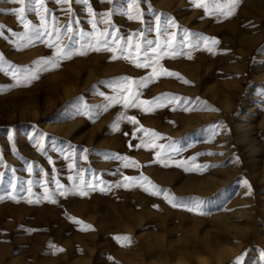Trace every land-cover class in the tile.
Wrapping results in <instances>:
<instances>
[{
    "label": "rangeland",
    "instance_id": "374dc122",
    "mask_svg": "<svg viewBox=\"0 0 264 264\" xmlns=\"http://www.w3.org/2000/svg\"><path fill=\"white\" fill-rule=\"evenodd\" d=\"M127 2L88 0L97 19L115 9L111 17L115 39L130 53L128 59L119 50L115 59L113 52L89 50L84 56L61 61L58 68L40 73L27 86L10 87L14 81L0 71V264H147L157 255L153 246L157 234L172 241L176 231L187 228L193 220L209 217L233 221L232 231L219 234V239L227 243L225 248L236 250L231 264H236L240 256L243 260L239 264H264V0H239L228 17L206 16L204 9L195 7L191 0H140L143 22L123 15ZM44 4L50 26L58 25L64 31L68 23L72 24L73 32L65 33L64 43L80 39L74 33L92 31L84 4L70 0L71 14L69 5L57 4L56 0H44ZM18 7L16 0H0V55L8 64L32 67L34 61L50 56L54 50L39 41L17 47L26 43L12 35L23 32L14 14ZM153 13L164 14L162 24L168 17L175 20L178 27L170 31L177 32L178 44L183 40V30L215 38L218 43L211 52L203 46L184 49L190 59L186 55L165 56L160 65L179 73L188 83L158 76L139 90L140 99L170 94L203 103L192 105L195 110L187 112L172 105L151 111L124 109L121 105L96 109L105 103L99 92L112 95L101 81L123 76L139 81L150 73L151 69L135 66V44L141 38L134 34L143 32L144 39H156ZM27 19L39 24L32 7L28 8ZM105 27L98 24L100 29ZM129 37H133L131 46ZM83 105L95 109V119L82 114ZM121 112L134 116L138 124L122 120L114 130L111 125ZM140 127L163 137L156 143L174 142L182 148L175 159L195 156L197 164L210 167L185 172L174 164L164 167L156 163V149L135 147L140 138L147 139L137 130ZM41 137L43 151L36 144ZM251 141H255L254 148ZM85 148L87 153L83 152ZM115 154L128 156L139 167H122L121 161L111 158ZM237 157L239 163L234 162ZM81 171L85 181H104L101 187L114 184L121 174L143 173L179 199L204 200L202 210L207 215L173 209L162 197H151L139 187L107 192L97 189L86 196L57 193L55 203L42 199L45 187L55 191V180H59L65 188H71L68 177L78 182ZM245 180L251 187L250 194L242 183ZM29 181L33 199L41 197L39 203L27 202ZM10 193L17 199L13 200ZM74 220L91 228L81 230L82 225ZM208 227L205 223L200 231ZM115 236H129L131 243L117 242Z\"/></svg>",
    "mask_w": 264,
    "mask_h": 264
},
{
    "label": "snow or ice",
    "instance_id": "6c2138e0",
    "mask_svg": "<svg viewBox=\"0 0 264 264\" xmlns=\"http://www.w3.org/2000/svg\"><path fill=\"white\" fill-rule=\"evenodd\" d=\"M76 2L84 4L87 7L89 16L88 23L91 25L92 31L89 33L83 31L74 33V35H78L80 39H77L72 43H64L63 37L65 33L73 32L71 23L66 25L64 31H62L61 27L58 25L54 24L50 26L46 15L48 9L45 7L44 0H16V3H18L20 7L14 10V14L16 15L17 21L22 25L23 32H13L12 35L17 37L20 41L26 42L25 44H17V47H24L32 44L35 41H39L46 44L54 51L50 56L34 61V66L32 67H18L8 64V62L4 60L3 55H0V71L4 72L6 75H9L14 81V85H11L10 87L17 85L27 86L34 80L38 79L40 73L48 72L51 69L58 68L61 61L70 60L77 55L84 56L89 50L101 51L103 49L104 51L113 52V59L116 58L115 51L119 50L121 55L124 56L125 59H128L130 53H128L124 49L123 45H121L119 41L115 39L117 32L115 30V26L111 23V17L115 9L100 14V18L97 19V13L94 12L92 7L88 4V0H76ZM105 2L112 4L113 0H105ZM191 2L195 7L203 8L204 14L206 16L211 15L216 17H228L231 16L235 11L239 0H223V2L222 0H212V3H208L207 0H191ZM56 3L69 5L68 13L71 14L70 0H56ZM29 7H32V11L39 19V24H33L27 19V11ZM120 7H123V5ZM148 10L149 12H152L151 7H149ZM123 15L127 16L129 20L135 19L143 22V12L141 11L140 0H128L127 7L124 10ZM153 15L156 22V39L154 41L144 39L143 32L134 34L141 38L140 41L135 44V66L137 68L151 69L150 73L142 77L139 81L133 80L128 76L118 77L113 80L101 81L100 83L104 84L111 90L112 95H105L104 92H99L98 94L104 97L105 103L103 105L96 106V109L106 110L111 105H121L124 109H127L128 107H138L142 108L144 111H151L154 108L172 105L174 108H182L183 111L187 112L189 110H195L192 108V105H196L198 107L199 104L203 103L198 99L196 101H189L186 97L170 94L157 96L153 100L140 99L141 93L139 90L144 88L147 83L158 76L176 77L177 79L182 80L183 83H188V81L184 80V78L181 77L179 73L168 71L160 65V61L165 56L175 57L186 55L190 59V53H186L184 49L195 50L203 46L211 52L213 47L218 43L215 38L202 36L198 33H191L187 30H183V40L178 44L176 40L177 32L170 31V29H176L178 27L175 20L171 17H168L162 24L161 17L164 14L153 13ZM99 23H103L108 27L100 29L98 28ZM2 28L3 26L0 25V29ZM109 29H112V31H109ZM0 34H2V32H0ZM109 36L114 37V39L109 41ZM85 37L91 38L85 39ZM102 37L103 39H101ZM67 39L69 41H73L72 36H68ZM128 39L129 46H131L130 42L133 37H129ZM193 40L195 42H193ZM5 64H7V68L4 67ZM8 69H11V71H8ZM95 87L96 86L93 85V88ZM0 91H3L2 87H0ZM94 111L95 109L89 108L87 105L82 106V114L88 115L89 119H95V116L93 115ZM122 120H127L133 125L138 124V121L134 116H128L125 112H121L118 114L117 119L112 123L111 127L114 130L118 129L119 123ZM213 127L215 128V126ZM137 130L144 133L147 139L140 138V143L136 144L135 147L156 149V163L161 164L164 167H168L169 164H174L177 168H182L185 172H201L210 167L208 164H197L195 162V156L189 157L188 160L175 159V157L179 156V154L183 151V149L177 146V144L174 142H170L169 144H158L156 141L163 139V137H161L158 133L142 127L138 128ZM133 135H135V133H133ZM36 144L40 145L41 151H43L42 137L36 140ZM129 147H132V145H129ZM61 151L63 152V150ZM88 151L89 150L86 148L83 149V152L85 153ZM72 152L75 153V149H72ZM208 154L211 155V153ZM80 158L85 159L86 157L81 156ZM105 158H109L107 154H105ZM111 158L121 161V166L124 168L139 167L136 161L131 160L128 156L115 154ZM51 162L52 161L49 160V163ZM234 162L239 163V158L237 157ZM0 163H2V160H0ZM27 167L28 171L31 172L32 165L29 164ZM212 167H219V165H213ZM69 168H73V165L69 164ZM53 171L55 172V169ZM83 176L84 173L82 171L79 172L78 182L73 176H69L68 180L72 182L71 188H65L64 185L59 182V180H55V177H53L55 180L56 190L50 191L45 187L42 199L48 200L51 203H55V197L57 193L61 196H65L69 192L79 196H86L88 195L89 191H96L97 189H99L101 192H107L113 188L131 189L133 187H139L143 192L147 193L151 197H162L163 201H165L173 209L180 208L186 210L189 213H196L197 215L201 216L207 215V213L202 210L205 203L204 200L197 198H189L187 200L179 199L167 188H161L153 183L143 173L138 176L121 174V178L116 180L114 184H108L104 187H101V185L104 184V181H99V183L94 184L92 181H85ZM28 183L29 187L27 189V202L39 203L41 197L36 196L35 199H33L34 194L32 192V181H29ZM242 183L248 188V193L250 194L251 187L248 185L247 181H242ZM11 187L13 190L16 189L15 184H12ZM20 191L24 192V189L21 188ZM9 195H11L13 200L17 199L16 194L10 193ZM0 199H2V197H0ZM153 207H156V205L153 204ZM73 222L78 225H82L81 230L91 228L90 225L83 224L82 221L74 220ZM114 239L117 242L125 241L129 244L131 243V237L129 236H115ZM108 259H111V257ZM261 259L264 261V254H262ZM241 260H243V256L237 257L236 264H239Z\"/></svg>",
    "mask_w": 264,
    "mask_h": 264
},
{
    "label": "clouds",
    "instance_id": "9594fccd",
    "mask_svg": "<svg viewBox=\"0 0 264 264\" xmlns=\"http://www.w3.org/2000/svg\"><path fill=\"white\" fill-rule=\"evenodd\" d=\"M205 223L209 227L201 232ZM232 229L230 218L209 217L193 220L187 228L176 231L172 241L166 235L157 234L153 238L157 255L147 264H220L221 252L227 243L219 239V234Z\"/></svg>",
    "mask_w": 264,
    "mask_h": 264
},
{
    "label": "bare ground",
    "instance_id": "6f19581e",
    "mask_svg": "<svg viewBox=\"0 0 264 264\" xmlns=\"http://www.w3.org/2000/svg\"><path fill=\"white\" fill-rule=\"evenodd\" d=\"M249 137H250V135L248 134V136L246 138H249ZM254 143H255V141L252 142V145H251L253 148L255 147ZM235 256H236V250L231 249L229 247L228 248H224L222 250V252H221L220 264H231V262L235 258ZM126 264H130V262H127Z\"/></svg>",
    "mask_w": 264,
    "mask_h": 264
}]
</instances>
